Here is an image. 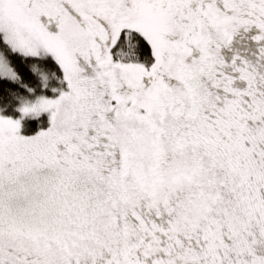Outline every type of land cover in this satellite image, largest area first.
<instances>
[{
    "label": "snow or ice",
    "instance_id": "obj_1",
    "mask_svg": "<svg viewBox=\"0 0 264 264\" xmlns=\"http://www.w3.org/2000/svg\"><path fill=\"white\" fill-rule=\"evenodd\" d=\"M0 264H264V0H0Z\"/></svg>",
    "mask_w": 264,
    "mask_h": 264
}]
</instances>
